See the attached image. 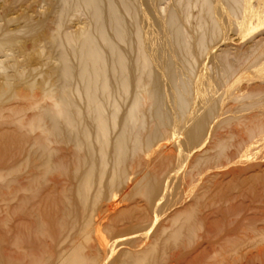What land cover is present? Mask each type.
<instances>
[{
  "label": "bare ground",
  "instance_id": "obj_1",
  "mask_svg": "<svg viewBox=\"0 0 264 264\" xmlns=\"http://www.w3.org/2000/svg\"><path fill=\"white\" fill-rule=\"evenodd\" d=\"M256 22L264 0H0V264L185 256L215 179L248 157L231 139L260 149Z\"/></svg>",
  "mask_w": 264,
  "mask_h": 264
},
{
  "label": "rangeland",
  "instance_id": "obj_2",
  "mask_svg": "<svg viewBox=\"0 0 264 264\" xmlns=\"http://www.w3.org/2000/svg\"><path fill=\"white\" fill-rule=\"evenodd\" d=\"M41 6L39 10L45 11L46 6L43 4ZM84 23H88L85 16L82 18L74 17L67 26L75 31L83 27ZM253 27V33L256 35L251 40L264 39V24L256 22ZM251 40L247 38L237 40L231 43L230 48L233 51L246 52ZM41 46L44 47V44ZM23 59L22 57L20 60ZM0 60H3L2 57ZM43 64L42 61L34 67L37 72H33V77L37 82L41 80V75H34L47 70ZM31 73L27 69L24 77ZM11 105L25 107L27 103L22 100L13 101ZM26 115L29 117L31 112L27 111ZM225 130L220 131L222 132V134L219 133L221 137L230 133L228 129ZM236 135L231 139L226 153L228 155L233 154L236 144L245 140L248 143L245 147L248 157L242 159L241 164L228 168L236 172L235 174L225 175L226 178L220 174L215 179L214 187L207 194L208 200H212L213 204L207 208H202L199 213V217L204 220V226L198 230L193 248L185 256L172 261V264H264V135L262 134L260 137L261 143L257 145L260 149L257 150H252V145L246 134L236 132ZM252 151L254 152L252 153ZM7 156H10V152H7ZM224 170L225 166L222 165L210 172L221 173ZM233 174L234 176L238 175V177L234 178ZM229 175H232V178ZM215 188H220L219 193L222 192L226 195L228 202L214 201L218 195ZM123 208L120 207V209ZM15 220L13 219L10 223L11 228L15 226ZM120 224L117 225L118 228L121 227ZM165 263L169 264L170 260Z\"/></svg>",
  "mask_w": 264,
  "mask_h": 264
}]
</instances>
